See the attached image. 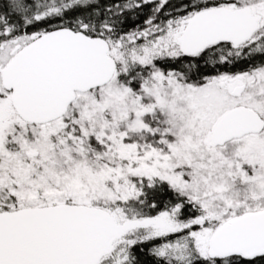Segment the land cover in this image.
<instances>
[{"label": "snow or ice", "instance_id": "snow-or-ice-1", "mask_svg": "<svg viewBox=\"0 0 264 264\" xmlns=\"http://www.w3.org/2000/svg\"><path fill=\"white\" fill-rule=\"evenodd\" d=\"M0 264H264V0H0Z\"/></svg>", "mask_w": 264, "mask_h": 264}]
</instances>
